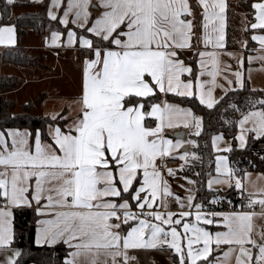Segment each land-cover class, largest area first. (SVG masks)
Wrapping results in <instances>:
<instances>
[{
	"label": "snow or ice",
	"instance_id": "1",
	"mask_svg": "<svg viewBox=\"0 0 264 264\" xmlns=\"http://www.w3.org/2000/svg\"><path fill=\"white\" fill-rule=\"evenodd\" d=\"M197 2L203 9L204 45L222 49L225 0ZM60 3L61 0H52L54 7ZM89 5L90 0H69L60 23L67 25L69 13L75 9L72 23L85 29ZM99 6L105 11L86 31L99 41L108 42L109 47L94 45L92 39L77 37L75 31L67 33L68 44L79 42L91 53V58L83 61L80 94L71 101L77 114L63 128L59 123L54 128L49 126L51 144L42 142L39 130L31 144L32 133L28 131H10V142L0 132V250L11 249L15 241L12 209L35 205L34 210L41 217L48 216L53 208L60 209L54 218L36 221L35 243L67 244L73 250L65 257L64 264H120V260L123 264H135L132 250L157 248L172 249L177 264H208L213 244L217 249L227 246L221 253L222 259L218 258L215 264H230L233 258L235 264H264V228L255 223L256 218L264 219V187L253 185L254 190L247 192L248 207L259 205L260 212L207 213L196 203V223H189L187 218L193 213L183 210L185 205L180 197H176L180 212L167 210L166 203L162 204L165 211L152 210L161 183L164 194L171 195L167 182L162 181L156 159L170 155L185 143L166 139L165 128L176 127L178 122L189 127L194 122L195 134L199 135L202 118L194 116L190 109L167 102L163 106L151 104L150 110H145L143 98L153 96L156 91L191 97L195 86L199 88L202 104L212 108L217 103L212 88L205 91V85L216 84L220 72L218 52L197 53L200 76L207 74L212 78L210 81L198 77L195 82L182 79L186 73L192 75V68L180 58L182 50L193 47L194 25L188 18L193 10L189 0H99ZM252 8L256 10V22L250 28L264 30V0L254 3ZM48 16L57 19V13L52 10ZM61 35L53 31L52 44L60 43ZM251 39L264 49V35H253ZM16 44V25L0 24V46ZM242 46L246 47L247 42ZM259 59L264 61V56ZM209 63L210 69L206 67ZM238 63L243 64V59ZM242 75L240 71L235 73L241 87ZM57 117L67 121L60 113L51 118L56 121ZM146 117L156 118L155 127L145 125ZM250 122L247 131L264 136V111L243 114L237 137L241 148L245 146V126ZM222 138V135L214 136L213 144ZM225 150L230 151V146ZM191 155L196 157L195 152ZM188 156L185 151L181 158ZM227 161V156L216 157V172L228 179H209V189L214 183L233 186V169ZM134 182L139 187H134ZM234 187L242 193L247 191L240 178L235 179ZM124 194L135 201L138 211L123 198ZM186 199L191 209L194 197L189 195ZM201 220L207 225H221L225 230L213 234L200 226ZM129 221L134 225L122 234L121 224L127 225ZM20 256L21 250L13 249L6 264H18Z\"/></svg>",
	"mask_w": 264,
	"mask_h": 264
},
{
	"label": "trees",
	"instance_id": "2",
	"mask_svg": "<svg viewBox=\"0 0 264 264\" xmlns=\"http://www.w3.org/2000/svg\"><path fill=\"white\" fill-rule=\"evenodd\" d=\"M191 1L197 12L194 21L193 36V45L196 50L190 58H186L183 55H181V57L185 58L186 62L189 63L192 68V75L184 76L195 78L199 69L197 61L199 42L197 37H200L201 21L196 0ZM253 1L255 0H249L250 7H252ZM0 10V24H15L19 36L24 33V28H32L37 33L43 32L45 36H49L52 31L57 30L63 33V37H65L66 32L70 28L78 32L79 29H81L71 24L65 26L60 23L59 19L52 20L48 16L46 4L41 6L39 12H25L17 16L14 20L11 19V7L6 0H0ZM89 25L90 22L85 29L82 30L85 31L84 33L89 36L93 42H95L97 38L94 37V34L86 31ZM121 27L123 28V26ZM251 31L254 30L251 29ZM258 31L264 32V30L260 29H258ZM251 41L252 40L249 41V44ZM109 46V44L106 45V47ZM86 56L91 57V54ZM36 58L35 55L30 54L23 46L9 47L4 51H0V66L4 61L14 65L39 67L40 63L35 61L37 60ZM39 58L42 59L40 55ZM46 67L47 66H45V68ZM17 83V77L0 73V91L13 88ZM163 99L189 106L193 110L194 116L202 118L199 135L195 134L197 129L194 127V122L186 132V137L183 139L185 143L183 145L188 146V150L186 151L189 153V156L184 159L178 157L181 162L179 167L175 170L177 177L182 176L184 178H189L192 183L194 182V203H200L203 206L201 210L249 209L247 194L235 188L234 184L227 189H209L207 186L208 179L215 175L216 172L212 138L214 134L222 133L232 139L233 146L231 150L228 151V158L230 167L233 169V175L244 178L245 174L248 172L264 173V136L255 137L250 135L247 145L243 148L238 147L236 144L238 123L242 115L249 109H264V104L260 103L264 101V88L252 87L246 77L243 87L228 90L218 99L217 103L212 108H208L206 105L202 104L195 95L191 97L179 96L171 93L164 95L156 91L153 96L143 98L145 110H148L151 104L161 102ZM30 101L31 100L27 101L25 104L29 105ZM26 105L23 107V110L16 112L15 101L0 94V131H6L12 127H27L31 130L32 134H34L36 130L40 129L43 139L51 141L47 132L48 125L59 123L62 128L65 127L58 118L56 121H53L51 116L40 113L34 114L30 111V107ZM66 111V109H63L62 113H66ZM151 121L152 118H146L147 123ZM168 136L174 138L173 133L168 134ZM189 141H195V144L189 143ZM193 152L196 153V157H192L191 153ZM137 185L138 183H134V187ZM34 209L35 207L33 206L12 209L16 232L13 246L21 250V256L17 258L18 264H64L65 257L70 253V248L66 244L60 242L56 245L49 246L37 245L35 243L36 221L39 215ZM131 223L134 222L132 221L125 225V229H127ZM172 259L174 264H177V257L175 254H173Z\"/></svg>",
	"mask_w": 264,
	"mask_h": 264
},
{
	"label": "rangeland",
	"instance_id": "3",
	"mask_svg": "<svg viewBox=\"0 0 264 264\" xmlns=\"http://www.w3.org/2000/svg\"><path fill=\"white\" fill-rule=\"evenodd\" d=\"M98 1L99 0H93L91 5H93V4L97 5ZM45 4H46V8H47V2ZM45 4L32 5L31 6L32 8H30V9H33L34 11L31 13L39 12L41 10V6H43ZM241 5L238 4V5H235L234 7H231L230 12H229L231 19H233L232 20L233 21L232 22V31L236 32V33L229 35L230 36L229 46L234 47V48L238 47L237 37L241 34L242 29L244 27V24H243L244 21L241 22L242 16L244 14L243 11H245V8H248V10L251 11L250 10L251 7L249 6V0L245 4H241ZM91 10L93 12L94 19L98 18L103 13V11H105V9L102 6H100L99 8H94L92 6ZM252 14L253 13L250 12V15H252ZM11 19H12V17H11ZM91 25H92V23L89 25V27ZM70 29H73V28H70ZM68 31H69V29H68ZM68 31L66 33H68ZM72 31H75V30H72ZM75 32L77 33V37L83 36L85 38L91 39L89 36H87L84 33L85 31L82 29H79V32L78 31H75ZM248 32H251V31L248 30ZM36 33L37 32H35L34 34H36ZM25 34H26V28H24V33L21 36L24 37ZM39 34L44 35L43 32L37 33V35H39ZM37 35H35V36H37ZM21 36H19V37H21ZM35 36L32 35L28 39H32V37H35ZM64 39H65V37H63V39H62L60 49L44 48V46L42 45V43H40V41H38V39L32 40L33 43H30V45L27 47L23 46L25 49H27L30 52V54L35 55V57H37L36 58L37 60H35V61L37 63L38 62L40 63L39 67L13 65V64H10V63L4 62V61L1 63V66H0V73L1 74L2 73L3 74H9V75H12V76L18 78V83L15 87L0 91L1 95L9 97L15 101V103H16L15 111L16 112H20L21 110H23V107L26 105L25 103L27 101L31 100L29 102L30 104L26 105V106L30 107V111L33 112L34 114H39V113L43 114V112L45 114L46 110H45V104L43 105V103H44L43 101H44L45 97H47L51 94L55 95V96H53V99H55V100L60 99V97H61V101H63V99H65V98H70V101L73 100L72 95H74V93L78 90V88H76L74 84H76L77 83L76 81L81 79L82 75H83V70H81V66H83L82 62L87 57L86 55H90L91 53L86 48V46H82L79 42H77L72 47H68L65 44ZM249 40H250V38H249ZM107 44H108V42H101L98 39L95 40V42H94V45H99L102 47H106ZM16 46L20 47L22 45H16ZM254 47H255V43L251 41L250 44L247 43L246 51H250ZM6 49L7 48H4V49L0 48V51H4ZM39 55H40V57H42V59L39 58ZM87 58H91V57H87ZM45 66H47V67L45 68ZM247 79L249 80L248 77H247ZM257 83H260V82H257ZM260 85H262V84H258V86H260ZM32 100H34V101H32ZM61 105H62V102H54V103L52 102V103H50L49 108H46V109H48L49 113L51 114V113H54L55 111H57ZM250 111H264V109H261V108L249 109L246 113H248ZM60 115L67 117L66 113H60ZM57 118L61 123L64 124V126H66V123L68 122V117H67V121L60 120L59 117H57ZM240 119H239V121H240ZM249 127H251V122L245 126V129H246L245 130V137H246L245 146L248 143L250 135L258 137L254 131H247V129ZM240 132H241L240 125H238V131L236 134V144L238 147H239L240 141L237 139V137L240 135ZM217 135H222L223 138H222V140L218 141L216 143V145L213 144V139H212L213 149L215 152V163H216V157L217 156H227V158H228V151H226L225 149H228L229 146H230V148L233 146V141L230 137H227V136L223 135L222 133H216L213 135V137L217 136ZM177 139H179V138H177ZM183 146L181 147L182 150H183ZM217 148H219L220 151H217ZM182 150L179 154H178V152L180 150H178L176 152L172 151L173 152L172 154H175V156L181 158L182 157L181 154H183L185 152L184 150L183 151ZM227 163H228V166L230 167L229 158H228ZM178 167H179V164L174 165V166H168L163 171H160L161 176H162V181L167 182V186L171 192V197L173 199L172 201L167 200L165 198V194H164V196H163L165 198L164 203H166L168 206L167 210L173 211V212H180L181 211L180 202L176 199V197H180L182 202L185 205L183 210L184 211H192V213H193V215L190 218H187L188 222L189 223H196V221H195L196 209L194 207V205H195V203H194L195 191L193 189V183L189 178H184L182 176L177 177L175 170ZM168 169H172L173 172L169 173ZM248 174H250V176L245 175L244 178H240L242 181V184L247 189V191H245L246 194L248 191L254 190L253 185H255V187H257V188L258 187H264V182L260 183L257 180V176H262L260 173L248 172ZM216 177H219L222 180L228 179V177L223 176L222 174H218L217 172H215V175L211 176L209 179L216 178ZM236 178H238V177H235L233 180L231 178V182L235 183ZM162 185H163V183H162ZM207 186H208V183H207ZM228 187H230V186L227 183H219V184L214 183L212 185V189H227ZM189 195L194 197V199L192 201L193 207L191 209H189V207L187 206L188 201H187L186 197ZM247 201H248V195H247ZM155 205H156V208H157V206H158V208L160 206H162V204H160V206H159V203H156ZM256 207H257V205H256ZM134 211H138V210H134ZM145 211H147V210H145ZM201 211L207 212V213L212 212L211 210H201ZM141 218H143V217H141ZM129 222H132V221H129ZM255 223L258 227L264 228V219L256 218ZM133 225H134V223H131L127 227V229ZM214 225H216V224L207 225L203 222V220L200 221V226L206 228V230H208L210 232H212V227ZM212 248H213V251L210 253V255L208 257V264H215V262L218 258L222 259L221 253H222V251L226 250L227 247L223 246V247H220L219 249H217L216 246H214V244H213ZM13 249H16V248L12 245L11 249H8L6 251L0 250V264H6L7 256L12 254ZM138 250H140V249H138ZM157 250H159L163 256L167 255V257L169 259L170 258L172 259L173 254H175L173 252V250L170 248H163V249L157 248ZM142 255H143V258L141 257L138 263H142V264H168L167 261L162 260V262H158L157 259L151 258V256H147L143 253H142ZM152 256H154V255L152 254ZM172 263L174 264L173 261H172ZM31 264H37V263H31ZM230 264H235L234 258L230 261Z\"/></svg>",
	"mask_w": 264,
	"mask_h": 264
},
{
	"label": "crops",
	"instance_id": "4",
	"mask_svg": "<svg viewBox=\"0 0 264 264\" xmlns=\"http://www.w3.org/2000/svg\"><path fill=\"white\" fill-rule=\"evenodd\" d=\"M6 1L8 2V0H6ZM247 1L248 0H225L227 7H226V10H225L226 21H225V40H224V47L222 49H213V47L211 45L205 46L204 43H203V40H202V33H203V29H202V22H203L202 12H203V9L198 4V2L196 0V3L198 5V10L200 12V15H199V13H198V15H199V18H200V21H201L200 40H199V45H198L197 52H199V51H216V52L219 53L218 59L220 61V63H219L220 72H219V74L216 77V84L215 85H212V84L208 83V84L205 85V91H207L208 88H212V96H213V98L216 101H218V99L221 96H223L228 90L241 87L240 84L237 83V78L235 76V73L237 71H240L243 74L242 75L243 84H244L245 78L248 77L249 78V82H250V84H251L252 87H254V88H263L264 87V61H261L259 59L260 56H264V49L261 48V46H260V44H259L258 41H254V40L251 39V37L253 35H257V36L258 35H264V32L258 31V29L254 30V31H251L250 24L256 22L255 21V12H256V10L253 9L252 7L250 9L251 11H249L248 8H245V11H243L244 14L242 16L241 22L244 21V23H243L244 24V27L242 29L241 34L239 36L237 35L238 36L237 37L238 47L237 48H234V47H230L229 46V39H230V36L229 35H231L233 33H236V32H233L232 31V22H233L232 20L233 19H231V16L229 15L230 9H231V7H234L235 5L245 4ZM46 2H47V13H48L49 10H52V11L56 12L57 13V19H59V21H60V18L63 16L64 10L68 6L69 0H61V3H60V6L59 7H54L53 4H52V0H15V3H12V4H9L8 3L11 6V17H12V19H15L17 16H19L22 13H25V12H33L34 10L33 9H30V8H32L31 7L32 5L45 4ZM92 2H93V0H90V5H89V8H88V11L90 13V16L88 18V23L89 22L93 23V21L95 20L94 19V16H93V12L91 10L92 9V5H91ZM257 2H260V0L253 1L252 5L254 3H257ZM189 3L191 5L193 11H192V15L190 17H188V18L189 19H192L193 25H194V21H195V17L197 15V12H196L195 8L193 7V4H192V1L191 0H189ZM93 5H95V4H93ZM99 7L100 6H99V1H98L97 6L94 7V8H99ZM250 12L253 13V14L250 15ZM74 13H75V9H73V11L71 13H69V17H68L69 23L67 25L71 24L73 26H77V24L72 23V20L74 19ZM0 18H1V10H0ZM11 24H13V23H11ZM67 25H65V26H67ZM69 30L72 31L74 29H69ZM248 30H250L251 32H248ZM34 33L35 32L31 28H26V34H25L24 37L23 36L19 37V35L17 33V44L16 45H22V46H26L27 47V46L30 45V43H33L32 40H37L38 39V41H40V43H42V45L44 46V48H48V49H56V48L57 49H60L61 48V42H62V39H63V34L61 35V42L60 43H58V44H52V42H51V34L52 33L49 36H46V37L44 35H41V34L37 35V33L36 34H34ZM193 33H194V27H193ZM32 35L33 36L37 35V36L32 37V39H28ZM249 38H250V40H252L253 42H255V47L252 50H250V51H246V47H243L242 45L244 44L245 41L247 43H249V41H250ZM67 39H68V37H67V33H66L65 39H64L65 40V44L68 47H72L73 45L68 44ZM192 44H193V38H192ZM82 46H84V45H82ZM11 47H13V46H11ZM0 48H3L4 49V48H8V47L0 46ZM195 50L196 49H195V47L193 45V47L190 48V49H184V50H182V55L184 57H186V58H190V57H192V55H193V53H194ZM228 53H233L234 55H231L230 56V55H228ZM248 57H253L254 59L249 60ZM180 58L182 60H184V62H185V64L187 66H190L191 67V65L186 62L185 58H182V57H180ZM240 59H243V64L238 63V61ZM199 60H200V57L197 56L198 68L199 69H198V72L196 74V77L195 78H192V77L182 76V79H184V78L193 79L194 82H195V79L197 77L201 81H210L212 79L207 74H205L204 76H200ZM82 64H83V62H82ZM83 67H84V65L81 66V70H83ZM206 67L210 69L211 68V64L210 63L207 64ZM184 75H188V74L186 73ZM229 80L232 81L231 84L228 83ZM76 82L77 83L74 84V85H75L76 88H78V90L74 93V95H72L73 96V99L80 94L81 85H82V78L79 79ZM257 82H260V83H257ZM258 84H262V85L258 86ZM193 92H194V95L197 96V98L199 99V88L194 86ZM163 94L165 95L167 93H163ZM171 94H176V93H171ZM53 96H55V95L51 94V95L45 97V99L43 101L44 102L43 105L45 104V110L46 111H45V114L43 112V115H48V116H51L52 117L53 114L62 113L63 109H66L67 110L66 111V114H67V117H68V122H70L71 119L77 114V112H76V105L71 104V101L72 100L70 101V98H65V99H63V101H61V97H60V99H58L59 100L58 101V100L53 99ZM52 102L53 103L54 102H62V105L60 106V108L57 111H55L54 113H51L50 114L49 113V110L46 109V108H49V105ZM165 102H167L169 104L177 105V106H179L182 109H190L191 110V113L193 114V110L189 106L182 105V104L177 103V102H174V101H169V100L163 99V101L157 102V103H159V104H161L163 106V104ZM154 104H156V103H154ZM148 110H150V108ZM146 118H145V125L146 126H150V127H155L156 118L155 117H150V118H152V121L150 123H147L146 122ZM189 120H191V117H189ZM192 125L193 124H190L189 127H184L183 124H181V123L178 122V126H176V127L165 128V130H164L165 138L166 139H171V140H173V142H175L177 140V138H172V137L168 136V134H172L176 130H180V129H185V131L187 132L188 129ZM49 126H52L54 128L56 126V124H50V125H48V127H47L48 135H49ZM38 130L41 133V130L40 129H38ZM10 131H20V132L28 131V132L32 133L31 130L29 128H27V127H25V128L12 127V128L7 129L6 131H0V132L5 133V137H6V139L9 140V142L11 140V137L8 136V133ZM35 132H34V134H32V137L29 138V143L30 144L33 143V137L35 135ZM49 137H50V135H49ZM41 140L44 143H49V144L52 143V140L51 141H48V140L43 139L42 134H41ZM181 140H183V139H181ZM178 150H181V148H179V149H173L172 151L176 152ZM172 151H171V154L170 155H174L175 156V154H172L173 153ZM179 153H180V151L178 152V154ZM160 158L161 157H157V159H156V165H157V161ZM256 173H260L262 175V176H257V180L260 183H263L264 182V173H262V172H256ZM235 177L236 176L233 175L232 176V180ZM138 178L142 179V177H138ZM161 178H162V176H161ZM232 184H234V183L232 182ZM136 187H139V184ZM142 195H144V194L142 193ZM163 196H164V193H163V185L161 183V191H160L159 196H158L157 201H156V203H159V206H160V204H163L164 203L165 198H166L167 195H165V198ZM123 198L129 200L130 204H132L133 210H137L136 209V205H135V201L131 200V198L127 194L124 195ZM33 207H35V205H33ZM155 208H156V205L154 204V207H153L152 210H158V206H157L156 209ZM59 210L60 209H58V208H53L51 210V213L48 216H46V217L39 216L38 219H41V218H54L55 212L56 211H59ZM145 210L150 211L149 209H145ZM231 211H256V212H260L261 209H260L259 205H257V207L255 206L254 208H249V209H246V208L245 209H241L240 208V209H231V210H213L212 212H231ZM121 219H123V217H121ZM113 222L115 223L116 221H113ZM120 230H121L122 234L126 231L125 224H121V229ZM224 230H225L224 227L221 226V225H214L212 227V233L213 234L215 232H217V231H224ZM35 236H36V234H35ZM42 245H46V244H42ZM214 246H215V244H214ZM223 246L224 247H227L226 245H221L220 247H223ZM72 250L73 249L70 248V252ZM142 253L145 254V255H147V256H151V258L157 259L158 262H162V260H163V261H167L168 264H173L172 263L173 260L171 258L169 259L167 257V255H164L163 256L160 253V251L157 250V249L132 250L130 254L136 256V262H135V264H142V263H138L139 260H140V258L141 257L143 258ZM152 254L154 256H152Z\"/></svg>",
	"mask_w": 264,
	"mask_h": 264
},
{
	"label": "built area",
	"instance_id": "5",
	"mask_svg": "<svg viewBox=\"0 0 264 264\" xmlns=\"http://www.w3.org/2000/svg\"><path fill=\"white\" fill-rule=\"evenodd\" d=\"M180 159L177 157V156H174V155H166V156H163L161 157L158 161H157V167H158V170L159 171H163L166 167L168 166H174V165H178L180 164ZM166 199L167 200H173L171 195H167L166 196ZM158 210L160 211H165V209L160 206L158 208ZM120 264H123V261L120 260Z\"/></svg>",
	"mask_w": 264,
	"mask_h": 264
},
{
	"label": "water",
	"instance_id": "6",
	"mask_svg": "<svg viewBox=\"0 0 264 264\" xmlns=\"http://www.w3.org/2000/svg\"><path fill=\"white\" fill-rule=\"evenodd\" d=\"M173 137L174 138H180V139H184L186 137V131L185 129H180V130H176L174 133H173ZM183 150L186 151L188 150V146H184L183 147Z\"/></svg>",
	"mask_w": 264,
	"mask_h": 264
}]
</instances>
